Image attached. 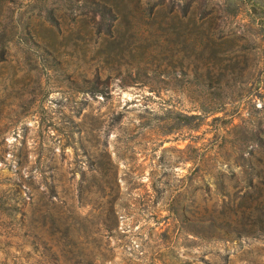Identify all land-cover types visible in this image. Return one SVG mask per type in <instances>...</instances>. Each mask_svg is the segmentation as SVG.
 I'll return each instance as SVG.
<instances>
[{
	"label": "rangeland",
	"instance_id": "rangeland-1",
	"mask_svg": "<svg viewBox=\"0 0 264 264\" xmlns=\"http://www.w3.org/2000/svg\"><path fill=\"white\" fill-rule=\"evenodd\" d=\"M0 264H264V0H0Z\"/></svg>",
	"mask_w": 264,
	"mask_h": 264
},
{
	"label": "trees",
	"instance_id": "trees-1",
	"mask_svg": "<svg viewBox=\"0 0 264 264\" xmlns=\"http://www.w3.org/2000/svg\"><path fill=\"white\" fill-rule=\"evenodd\" d=\"M96 6L99 7V13L101 15H104V13H109L110 16L113 15L112 14V11H111V8L108 5H106L104 3L94 2L93 8L96 9ZM53 194H54L53 189H52V187H50L49 188V194L48 195L51 196ZM55 227H58V226H55ZM59 228L61 230V234L63 235V237L65 239H67L68 241L74 240L73 237L68 233L67 227L64 224H63V226H61ZM31 241H35L34 238H32ZM40 242L43 244L42 247L44 249H47V250L50 249V247L48 245H46L44 241L40 240ZM48 254H49V256L54 257V252L53 251H50Z\"/></svg>",
	"mask_w": 264,
	"mask_h": 264
}]
</instances>
